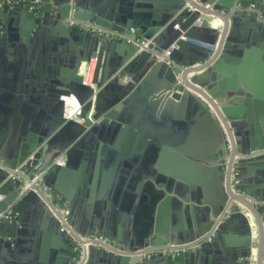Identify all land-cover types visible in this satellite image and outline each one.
<instances>
[{"label": "water", "instance_id": "water-1", "mask_svg": "<svg viewBox=\"0 0 264 264\" xmlns=\"http://www.w3.org/2000/svg\"><path fill=\"white\" fill-rule=\"evenodd\" d=\"M32 1L34 0H25L12 8H9L8 4L0 7V48L8 44L17 45V42L23 52L29 51L32 45L37 47L34 44L44 38L46 26L50 24L51 19H55L59 29L57 40L53 42L49 52L50 56L44 55L41 62L35 66L43 74L39 77V82L33 80L28 84V78L24 77L27 59L23 53V68L19 70L18 75H14L10 89H14L22 98L25 92L24 116L6 121L1 119L0 122L1 139L3 140L5 135L8 136L4 153L7 161L3 164L7 170L0 169V195L6 196L0 201L2 261L5 257L12 258L20 253L25 259L32 256L31 251L26 250L21 243L22 237L24 240L29 228L38 224L36 219L42 214L45 215L44 223L48 218L51 219L54 231L60 228L59 222L45 203L48 197L60 208L67 206L63 203L65 201L72 203L70 190L59 177L64 176L63 179H66L72 164V151L76 146L101 127L124 125L125 128L140 130L136 139L138 148L146 142L158 144L164 140L169 144L181 143L184 148L188 144L189 134L196 131L202 134V140L213 144V154L203 160V155L197 154L195 149L190 152L184 148L186 155H197L198 159L210 164L228 150L229 159L226 164L222 160L221 167L209 171L222 175L220 168L225 165V189L228 198L225 203L208 208L212 216L217 217L223 209H226L227 214L229 211L233 212L232 215L236 212L235 209L242 212L236 213V216L245 224L250 239L253 230L257 234L256 258L248 259L245 264H264V205L258 203L264 201V181L258 184V199L251 196L254 192H243L240 187L234 192L230 176L237 150L234 141L238 143L239 139L237 133H231L237 123H229L228 119H235L237 116L234 115L232 107L215 101L218 96L215 87L210 85L211 79L217 77L215 69H226L228 63L240 56V48L233 46L239 39L231 36L234 27L230 26L229 15L221 13L223 8L229 10L232 6L224 4V0H148L140 5L148 9V12L135 10L126 17L120 14L116 7H106L92 1L40 0L36 9L29 10L27 7ZM235 1L237 4V0ZM250 4L264 21V0H241L240 6ZM70 16L81 21L89 20L96 25L125 34H130L132 29L138 40L130 42L125 39H111L105 35L70 27L66 23ZM211 17L220 19L221 25L214 23ZM213 23L216 27H209L208 24ZM10 40L11 43L8 42ZM75 41L80 44L77 45ZM197 41H206L211 47L215 45V50H203L192 43ZM231 43L233 44L226 45ZM92 58H96L97 65L91 86H88L81 75V64H89ZM31 77L36 78L34 75ZM263 91L261 88L260 93ZM70 97L81 106L79 118L83 119L82 123L63 118L64 98ZM11 106H16V103H11ZM33 106L38 110V114L31 119ZM91 107L93 114L89 118L87 114ZM180 111L197 116V129H191L189 133L186 131L184 124L187 121L178 120V116L183 115ZM174 117L177 119L173 120ZM174 122H178L179 126L174 125ZM87 127L91 129L86 131ZM181 129H185V134L178 133ZM228 143L230 148L227 147ZM63 153L66 155V161L63 164L53 163ZM39 161L46 167L49 166L40 182V194L30 190L20 195L22 183L17 177L10 176L9 170L18 168L28 172ZM149 170L154 171L151 166ZM172 184L158 183L161 189L159 193L165 195L160 201V209L167 201L178 207L184 202L186 208L190 206L189 202L203 203L196 196L195 190L192 191L193 186L189 182L176 183L180 192L177 189L172 190ZM7 185L14 186V191L9 195H6L9 189ZM188 191L191 194H188ZM235 203L241 208L235 207ZM243 210L250 214V217L244 216ZM230 221L234 222V219L231 218ZM220 227L221 225L218 228ZM149 233L153 239L151 229L145 232L146 236ZM162 234L166 236V231H162ZM206 234L210 232L204 233L200 238ZM45 235L41 236V246L46 239ZM59 235L69 239L75 246L65 231H59ZM142 246L143 241L130 243L131 249L143 248ZM249 250L251 246L248 251L233 247L225 258L218 257L212 264H236L238 258L248 256ZM59 251L54 248L50 254H43L41 251L34 256L31 264H74L78 257V251L72 256H64L63 250ZM95 252L102 255L107 264H130V260L133 261L132 264H138V261L147 258L150 263L156 261L153 255L136 259L90 246L87 264L91 263ZM185 254L186 252L182 255ZM180 255L178 254L177 261L180 260ZM70 257H73L72 260ZM160 258L163 264H176L169 256L161 255Z\"/></svg>", "mask_w": 264, "mask_h": 264}, {"label": "crops", "instance_id": "crops-1", "mask_svg": "<svg viewBox=\"0 0 264 264\" xmlns=\"http://www.w3.org/2000/svg\"><path fill=\"white\" fill-rule=\"evenodd\" d=\"M24 1L14 0V3L8 4V6L12 8ZM85 1L103 4L106 7H116L120 10L119 13L126 17L135 10L148 12V9L140 7L148 0ZM223 3L232 6L229 10L223 8L221 13L229 15L230 26L234 27V33L231 36L239 39L235 45L233 43L226 45L233 44L234 47H239L240 56L237 60L228 63L226 69L219 71L215 69L217 77L211 79L210 85L215 87V93L218 96L215 101L232 107L234 115L237 116L235 119H228L229 123H237L231 133H237L239 139L236 143L232 136L237 150L230 176L231 186L235 189L234 192L238 187L243 192H254L251 196L258 199L257 187L260 182L264 181V91L260 93L261 88L264 89L262 86V83L264 84V21L254 10L252 4L241 7V0H237V4L235 0H224ZM211 19L214 23L221 25V20L217 17H211ZM54 20L51 19L50 24L46 26L44 38L34 44L37 47L32 45L29 51L23 52L16 41L17 45L16 43L13 44L14 46L8 44V46L0 48V122L1 119L6 121L10 118L24 116L26 94L23 93L24 98L19 97L14 89H10V82L13 81L14 75H18L19 70L23 68V53L26 54L27 59V71L23 75L28 78V84L33 80L40 81L39 77L43 74L35 66L41 62L44 55L50 56L49 52L52 50L53 42L57 40L59 29ZM214 23L213 25L208 24L209 27H216ZM8 42L11 43V40ZM75 43L80 44L79 41H75ZM203 43L209 45L206 41ZM194 45L200 47L195 43ZM214 50L215 45L212 51ZM90 64L92 65L90 82L85 83L88 86H91L97 65L96 58H92ZM86 66L88 64L82 63L81 70ZM32 75L36 78L31 77ZM11 103H16V106L12 107ZM65 113H69V111ZM180 113L183 112L180 111ZM37 114L38 110L33 106L30 114L31 119H34ZM92 114L93 107L87 117L91 118ZM63 118L67 119L64 115ZM176 119L174 117L173 120ZM178 120L187 121L184 127L187 128L188 133L191 129L198 127V118L193 113L191 115L183 113L178 116ZM177 123L174 122V125H178ZM0 128H2L1 125ZM90 129L87 127L86 131ZM185 129H181L178 133L185 134ZM139 132L140 130L136 128H125L124 125L101 127L72 151L70 171L66 179H63L64 176L59 177L69 188L71 194L72 203L63 202L67 205L64 209L67 210L68 222L81 235H103L110 241L128 249H131L130 243H140V241H143V248L173 245L181 249L173 256L154 253L152 254L156 257L154 263H150L151 261H148L147 258L138 261V264H157V262L163 264L161 255L171 257L176 264H212L218 257L225 258L233 247L248 251L250 246L251 250H249L248 256L238 258L236 264H245L248 259L256 258L255 237L257 234L253 230L250 239L245 224L236 216V213L242 212H237L235 209L236 212L232 215L233 212L229 211L227 214L226 209H223L217 217L212 216V212L208 208L209 206H219V203H225L228 198L225 189V165L220 168L222 175L209 172L215 171L218 166L221 167L222 160L226 164L229 159L228 150L209 164L207 161L198 159L197 155L192 157L186 155L185 152V149L190 152L195 149L197 154L203 155V160L212 156L213 144L202 140V134L199 132L192 131L189 134L185 149L181 143L169 144L165 140L158 144L146 142L138 148L136 139ZM163 132L164 134L166 132L165 126ZM133 134H137V136L134 137ZM1 136L0 163L4 164L7 161L4 153L8 136H3V140ZM227 147L230 148V143L227 144ZM59 158H61L62 164L66 161L64 153ZM149 166L154 171L149 170ZM185 181L193 186L192 191L195 190L196 196L203 203L189 202L190 206L186 208L184 202L178 207L171 201H167L166 205L160 209V201L165 195L159 193L161 189L158 183L165 185L172 182V190L177 189L180 192L176 183ZM7 186L9 189L6 195H9L14 191V186ZM43 187L46 188L45 185ZM5 197V195H0V201ZM235 207L241 208L237 203H235ZM226 215L227 217H225ZM243 215L250 217L247 212ZM220 216L221 218H219ZM231 218L234 219V222L230 221ZM44 219L45 215L42 214L36 219L38 224H33L29 228L24 240L22 237L23 242L21 243L25 246L24 248L32 253V256L28 258L31 261L27 258L26 260L20 253L13 255L12 258L5 257L3 261L0 258V264H31L35 255L41 251L43 254H50L53 248L57 251L63 250L64 256H72L75 251H78L69 239L67 240L64 236L60 237L59 231H62L60 228L59 231L57 229L54 231L50 218L45 223ZM37 222L34 221V223ZM220 225L221 227L218 228ZM148 229L153 232L154 240L150 233L146 236L145 232ZM157 229L161 231L154 232ZM212 230L216 234H213L210 241H201L195 247H187L189 244L198 242L201 235ZM162 231H166V236L162 234ZM43 234H46V239L41 246L40 239ZM250 240L252 241L250 242ZM184 252L186 254L182 255ZM178 254H181V261H177ZM72 258L70 257V260ZM88 260L89 253L87 251L84 264H87ZM90 262V264H107L105 258L98 252L92 255ZM129 263L132 264L133 261L130 260Z\"/></svg>", "mask_w": 264, "mask_h": 264}, {"label": "built area", "instance_id": "built-area-1", "mask_svg": "<svg viewBox=\"0 0 264 264\" xmlns=\"http://www.w3.org/2000/svg\"><path fill=\"white\" fill-rule=\"evenodd\" d=\"M40 0H34L32 1L28 7L30 10H34L37 7V3ZM14 3V0H1L0 6L3 4H12ZM67 25L70 27H76L80 28L82 30L97 33L100 35H105L110 38L115 39H125L126 41L130 42H136L138 40L137 36L135 35L134 30H130V34H125L122 32H117L115 30H112L110 28H105L100 25H96L93 22L90 21H81L76 18H73L70 16L67 20ZM196 45L208 49L210 51L213 50V47L209 46L208 44H205L203 42H193ZM92 65L89 63L88 66H86L84 69L81 70V75L83 77L84 83L90 82V73H91ZM78 112L71 118L66 117L65 110H64V117L67 119H73L78 122H82L83 119L79 118L80 113V105L78 104ZM53 163H62L61 158H57L53 161ZM49 166H45L42 161H39L32 169H30L28 172L26 171H20L18 168L9 170V174L12 177H17L20 182L22 183L20 185V191L19 194L23 195L27 191H34L35 193L40 194L41 188H40V182L42 180V177L46 173ZM0 169L7 170L3 164L0 163ZM258 202V201H256ZM259 204L264 205V201L258 202ZM47 205V208L51 211L52 215L55 217V219L59 222L60 229L62 231H65L66 235L71 238V240L75 243V247L78 250V257L74 260V264H84L86 259V254L88 251V247L90 246H96L106 252L114 253L116 255H128L130 257H134L136 259L141 258H147L150 255L154 253L164 254V255H175L178 251L181 249L178 247H175L173 245H165L160 248H139V249H128L126 247H122L112 241H110L108 238L104 237L103 235H81L67 220V210L64 208H60L57 204L53 203L51 198L48 197V201L45 203ZM244 211V210H243ZM227 217V215L225 216ZM214 230L210 232V234H207L205 236H202L198 241H210L212 239ZM198 242H195L194 244L187 245L188 248L195 247L198 245Z\"/></svg>", "mask_w": 264, "mask_h": 264}, {"label": "bare ground", "instance_id": "bare-ground-1", "mask_svg": "<svg viewBox=\"0 0 264 264\" xmlns=\"http://www.w3.org/2000/svg\"><path fill=\"white\" fill-rule=\"evenodd\" d=\"M64 110L69 111V113H65L66 117H73L78 111V103L74 100L73 97L64 98Z\"/></svg>", "mask_w": 264, "mask_h": 264}, {"label": "flooded vegetation", "instance_id": "flooded-vegetation-1", "mask_svg": "<svg viewBox=\"0 0 264 264\" xmlns=\"http://www.w3.org/2000/svg\"><path fill=\"white\" fill-rule=\"evenodd\" d=\"M27 8H29V7H27ZM36 9V8H35Z\"/></svg>", "mask_w": 264, "mask_h": 264}]
</instances>
